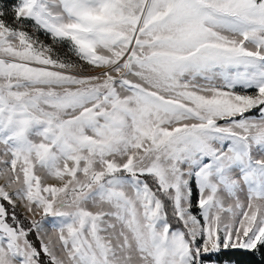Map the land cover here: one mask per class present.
Masks as SVG:
<instances>
[{
    "label": "snow or ice",
    "instance_id": "6c2138e0",
    "mask_svg": "<svg viewBox=\"0 0 264 264\" xmlns=\"http://www.w3.org/2000/svg\"><path fill=\"white\" fill-rule=\"evenodd\" d=\"M261 106L264 0H0V264L261 251Z\"/></svg>",
    "mask_w": 264,
    "mask_h": 264
},
{
    "label": "trees",
    "instance_id": "16d2710c",
    "mask_svg": "<svg viewBox=\"0 0 264 264\" xmlns=\"http://www.w3.org/2000/svg\"><path fill=\"white\" fill-rule=\"evenodd\" d=\"M10 2L14 3L15 0H10ZM193 200H195V196L193 197ZM193 210L195 211V209ZM178 226L182 227V225H174V228ZM30 239L35 241V236H31ZM36 246L37 248H39V242L36 243ZM205 259L216 261H230L234 264H264V249L256 253H249L242 250L222 251L218 255L207 256L205 257Z\"/></svg>",
    "mask_w": 264,
    "mask_h": 264
},
{
    "label": "rangeland",
    "instance_id": "374dc122",
    "mask_svg": "<svg viewBox=\"0 0 264 264\" xmlns=\"http://www.w3.org/2000/svg\"><path fill=\"white\" fill-rule=\"evenodd\" d=\"M41 38H42V39H45V41L48 42V43L51 42V41H49V40L47 39V37H41ZM85 67H87V65H85ZM238 91H239V89H238ZM253 91H254V90H253ZM261 107H264V106H261ZM255 111H256V110H255ZM257 111H258V109H257ZM0 184H3V181H2V180H0ZM0 203H5L6 207H9V210L11 211V207L8 206V205L6 204V202L0 201ZM15 210H16L18 216H19L20 214H22V213L26 214V209H23V208L20 206L19 202L17 203V207H16ZM26 224H27V221H25V225H26ZM197 243H200V241H197ZM227 262H229V264H234L233 262H230V261H227Z\"/></svg>",
    "mask_w": 264,
    "mask_h": 264
}]
</instances>
